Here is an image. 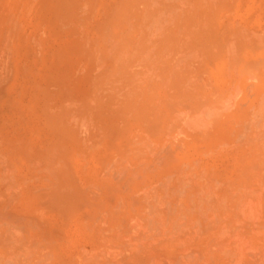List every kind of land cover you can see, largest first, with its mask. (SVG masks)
I'll use <instances>...</instances> for the list:
<instances>
[{"label": "rangeland", "instance_id": "1", "mask_svg": "<svg viewBox=\"0 0 264 264\" xmlns=\"http://www.w3.org/2000/svg\"><path fill=\"white\" fill-rule=\"evenodd\" d=\"M0 264H264V0H0Z\"/></svg>", "mask_w": 264, "mask_h": 264}, {"label": "bare ground", "instance_id": "2", "mask_svg": "<svg viewBox=\"0 0 264 264\" xmlns=\"http://www.w3.org/2000/svg\"><path fill=\"white\" fill-rule=\"evenodd\" d=\"M6 2H7V1H6ZM2 3H3V2H2ZM7 3H8V2H7ZM61 3H63V2H61ZM73 4H74V3H73ZM61 5H62V4H61ZM71 5H72V4H71ZM2 6H3V5H2ZM73 6H74V5H73ZM75 6H76V5H75ZM56 7H57V6H56ZM63 7H64V6H63ZM65 8H67V7H65ZM73 8H74V7H73ZM73 8H72V9H73ZM74 10H75V8H74ZM74 10H73V11H74ZM7 11H8V10H7ZM14 11H15V10H14ZM55 11H56V9H55ZM76 11H77V10H76ZM62 12H63V11H62ZM65 12H66V10L64 11V13H65ZM55 13H56V12H55ZM70 13H71V14H74V12H73V13L70 12ZM67 14H68V13H67ZM67 14H66V15H67ZM71 14H70V15H71ZM57 15H58V14H57ZM70 15L68 14V16H70ZM64 16H65V15H64ZM71 16H72V15H71ZM59 17H61V16H59ZM61 18H62V17H61ZM17 19H18V18H17ZM65 19H66V17H65ZM71 19H72V18H71ZM5 20H6V19H5ZM7 20H8V19H7ZM67 20H69V19L67 18ZM13 21H14V19H13ZM15 21H16V20H15ZM65 22H66V21H65ZM8 24H9V23H8ZM8 26H10V25H8ZM17 26H18V25H17ZM13 27H15V26H13ZM11 29H12V28H11ZM13 29H14V28H13ZM80 111H81V110H80ZM63 172H64V171H63ZM63 175H65V174H63ZM64 177L66 178L67 176H64ZM57 178H59V177H57ZM62 182H63V181H62ZM65 182H66V181H65ZM68 182H69V181H68ZM65 187H66V186H65ZM56 189H58V188H56ZM61 189H62V188H61ZM63 190H64V189H63ZM53 192H54V191H53ZM71 192H72V191H71ZM56 193H57V192H56ZM58 194H59V193H58ZM58 194H57V195H58ZM66 194H67V193H66ZM57 195H56V196H57ZM67 195H68V194H67ZM67 195H66V197H67Z\"/></svg>", "mask_w": 264, "mask_h": 264}]
</instances>
